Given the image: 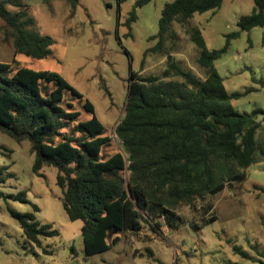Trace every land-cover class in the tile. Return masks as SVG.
Listing matches in <instances>:
<instances>
[{
	"label": "trees",
	"instance_id": "obj_1",
	"mask_svg": "<svg viewBox=\"0 0 264 264\" xmlns=\"http://www.w3.org/2000/svg\"><path fill=\"white\" fill-rule=\"evenodd\" d=\"M152 1L134 3L124 23L128 32L137 20L136 9ZM252 1L250 15L238 20L240 31L264 27V0ZM67 2L74 14L78 0ZM222 3L173 0L165 4L158 32L150 38L157 40L156 45L147 49L143 58L159 51L168 34L176 37L170 31L172 23L185 26L196 14L216 11ZM7 4L25 6L15 0L0 1V19L9 30L15 53L36 60L47 58L53 39L30 30L33 20L27 19L26 11L9 12ZM187 34L198 50L197 64L205 77L182 69L171 55L161 76L143 77L132 72L124 115L115 129L121 151L110 155L104 154L110 138L94 115L93 105L83 102L82 109L91 117L81 121L80 112L66 102V95L78 100L83 97L61 76L18 67L16 60V68L0 62V133L17 143L29 142L35 176L44 179L41 171L45 167L56 170L63 210L69 221L82 224L86 257L111 249L119 233L151 240L140 234L144 223L152 231L160 227L159 220L168 229L178 228L183 223L176 213L180 206H191L244 181L249 167L264 162V139L259 144L255 141L261 127L257 116H264V112L241 114L233 110L230 102L242 95L227 94L214 66L239 33L227 36L224 46L212 51L198 28H188ZM6 170L0 167V184L13 177L5 175ZM0 199L29 203L25 192L12 196L0 191ZM32 209L39 211L36 205ZM210 210L207 205L202 214ZM8 211L31 245L40 248L42 239L59 235L51 226L39 225L33 213ZM215 219L204 220L202 226ZM70 252L74 253L73 249ZM233 252L246 256L238 247H233Z\"/></svg>",
	"mask_w": 264,
	"mask_h": 264
},
{
	"label": "rangeland",
	"instance_id": "obj_2",
	"mask_svg": "<svg viewBox=\"0 0 264 264\" xmlns=\"http://www.w3.org/2000/svg\"><path fill=\"white\" fill-rule=\"evenodd\" d=\"M1 1V0H0ZM25 7L6 5L9 12L26 11L33 24L29 29L38 36H49L54 44L51 54L36 60L16 54L9 30L0 19V62L16 68L50 71L61 76L79 94L82 100L71 99L80 120L91 115L82 109L88 100L94 115L110 138L104 154L121 151V142L115 129L124 115L130 74L143 77L161 76L167 66V56L184 70L204 78L197 64L198 50L190 41L187 29L198 28L207 48L219 50L226 38L234 33L227 53L214 63L223 79L227 94L242 96L232 100L233 110L251 114L264 112V27L240 31V17L248 16L254 8L252 0H223L216 11L196 14L185 26L172 23L169 34L159 51L143 54L156 45L150 40L158 32V20L165 4L173 0H153L136 9L137 20L131 31L124 26L137 0H78L72 14L67 0H15ZM130 34L128 37L127 35ZM143 60V62H142ZM172 80H179L172 78ZM261 127L257 130V144L264 139V116L258 115ZM34 157L27 141L17 143L0 133V167L13 174L0 184L5 195L25 192L28 204L0 199V264H260L264 262V162L249 167L246 179L191 206H180L176 213L183 223L168 229L159 220L154 231L143 224L141 235L151 237L144 241L130 233H119L116 245L106 252L86 257L83 250L81 222L68 220L62 207V193L56 185V170L45 167L39 178L32 173ZM36 205L38 212H33ZM210 205L206 215L203 209ZM20 214L33 213L39 225H49L59 235L41 240V247L29 244L19 224L8 210ZM216 217L203 225L204 220ZM191 225H197L199 229ZM233 247L246 253L241 256ZM73 249L74 253L70 250ZM46 250L50 254H45Z\"/></svg>",
	"mask_w": 264,
	"mask_h": 264
},
{
	"label": "water",
	"instance_id": "obj_3",
	"mask_svg": "<svg viewBox=\"0 0 264 264\" xmlns=\"http://www.w3.org/2000/svg\"><path fill=\"white\" fill-rule=\"evenodd\" d=\"M130 78H131V76H130Z\"/></svg>",
	"mask_w": 264,
	"mask_h": 264
}]
</instances>
